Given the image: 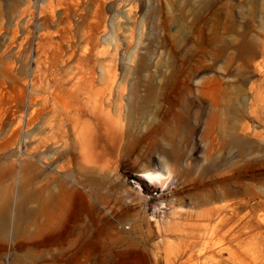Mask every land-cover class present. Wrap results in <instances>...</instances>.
Returning a JSON list of instances; mask_svg holds the SVG:
<instances>
[{
    "label": "rangeland",
    "instance_id": "1",
    "mask_svg": "<svg viewBox=\"0 0 264 264\" xmlns=\"http://www.w3.org/2000/svg\"><path fill=\"white\" fill-rule=\"evenodd\" d=\"M93 69L95 90L118 75L112 113L134 90L120 152L83 87ZM263 90L264 0H0V264H264V103L248 104ZM72 100L111 170L66 163ZM59 179L82 194L53 227Z\"/></svg>",
    "mask_w": 264,
    "mask_h": 264
},
{
    "label": "bare ground",
    "instance_id": "2",
    "mask_svg": "<svg viewBox=\"0 0 264 264\" xmlns=\"http://www.w3.org/2000/svg\"><path fill=\"white\" fill-rule=\"evenodd\" d=\"M107 74H108L107 86H105L102 89L97 88L95 90L96 71L94 69L91 70L90 78L88 80L85 79L84 81L85 83H83L84 84L83 87H84V90L86 89L87 93L91 96V98L94 99V105L92 107V112L96 120V126L101 136H105V139L108 141L110 145L109 147H111L110 151L112 154L113 152L112 147H116V150H118V152L124 150L130 136L134 134L133 120L131 117L132 112H133V104L131 102V99H132V95L134 94V90L130 89V94L127 97V104L124 108V113H120V112L117 114L112 113V109H111L112 106H114L115 109H116V106H118V101L116 99L114 100L110 99L112 97V92L114 88L118 86L116 84V77L118 75L116 73H113L111 75L110 72H107ZM175 74L176 73L173 72L171 74V77H167L164 79L163 83L165 87L170 89V87L175 85L176 79L173 78ZM116 89L118 90L119 87H117ZM155 91H156V88L154 84L150 83L148 87L146 88V96L144 97V103L150 101L153 98V96L155 95ZM71 94L72 93H70V95ZM74 97L77 98L78 95L76 94V96ZM259 101L260 103H264V94L262 93V91H259L258 95L254 96L252 99H249V103H248L249 110L252 116L257 117L256 113L258 112L257 106H258ZM64 102H63V105L66 106L67 104L66 103L64 104ZM70 104H71V101H70ZM68 110L69 108L65 110L63 114L64 117L59 116L60 117L59 122L56 125V127H58L56 131L59 130L61 134L60 136H58L59 141L66 144L69 148L65 152V157L67 159L66 163L68 165H71L74 171H78V172H82L84 168L87 166L90 167V169H87V170H91V171L111 170L112 169L111 159L110 160H108L109 158L107 159L108 155L110 154V151L108 150V148L100 147L98 143L95 141V135H96L95 130L88 128V126L85 128L80 125L79 117L81 115V112L83 111V106L75 103V105L72 108V110H74V113ZM216 117H217V114L215 112L213 116L214 118L213 120L215 122H216ZM209 125H210V122H209ZM212 125L213 124H211V127ZM53 127H54L53 129H55V126ZM157 128L158 126H154V127L151 126L150 128L147 129L146 134L148 135L153 134V132ZM139 134H143V132L141 131ZM158 171L150 172V174H148L147 172V176H149L150 179H165V175ZM46 189L48 192V196L45 198V200H43V211L47 215V223L50 224V226L52 225L54 227V225L57 224V222L63 218L65 212L68 211L72 207V204H73L72 197H73V200H75V197L78 195H81L82 193L80 192L81 190L77 189L75 186L73 185L69 186L68 182L65 179H59L52 186H51V183L48 184ZM70 195L71 197L69 199ZM24 213H27V210H26L25 203L22 202L18 206V216L16 219L17 226H19L21 216ZM209 213H212V212H209ZM9 223H10L9 207H7L5 211L2 213V216H0L1 229L3 231H6ZM77 249L79 250L78 247ZM77 253L78 251L76 250L75 254Z\"/></svg>",
    "mask_w": 264,
    "mask_h": 264
}]
</instances>
